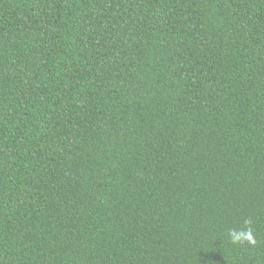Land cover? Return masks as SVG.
Segmentation results:
<instances>
[{
	"label": "trees",
	"instance_id": "obj_1",
	"mask_svg": "<svg viewBox=\"0 0 264 264\" xmlns=\"http://www.w3.org/2000/svg\"><path fill=\"white\" fill-rule=\"evenodd\" d=\"M0 264H264V0H0Z\"/></svg>",
	"mask_w": 264,
	"mask_h": 264
},
{
	"label": "clouds",
	"instance_id": "obj_2",
	"mask_svg": "<svg viewBox=\"0 0 264 264\" xmlns=\"http://www.w3.org/2000/svg\"><path fill=\"white\" fill-rule=\"evenodd\" d=\"M251 223L250 220H246L245 224L249 225ZM228 236L231 239V242L236 244V243H240L244 240H247L251 243H254L255 241L252 239V233H251V229L249 228L248 230L244 231H237L235 229H230L228 231Z\"/></svg>",
	"mask_w": 264,
	"mask_h": 264
}]
</instances>
